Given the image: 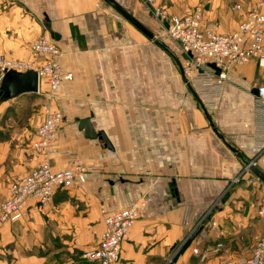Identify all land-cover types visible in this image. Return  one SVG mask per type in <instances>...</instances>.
<instances>
[{
	"label": "crops",
	"instance_id": "0c3cea01",
	"mask_svg": "<svg viewBox=\"0 0 264 264\" xmlns=\"http://www.w3.org/2000/svg\"><path fill=\"white\" fill-rule=\"evenodd\" d=\"M252 3L155 0L153 7L176 15L198 8L205 28L231 33ZM47 18L72 74L52 100L64 116L53 165L78 157L98 169L84 189L59 190L47 208L29 199L26 215L0 228V264H96L84 254L105 231L103 211L141 199L147 207L122 247L127 264H222L248 255L264 233V183L248 168L264 172L257 61L234 66L222 83H188L186 55L142 0H0V54L34 59L33 42L50 37ZM47 90L43 83L40 93L0 102V207L10 183L41 159L33 141ZM84 119L111 147L85 136Z\"/></svg>",
	"mask_w": 264,
	"mask_h": 264
},
{
	"label": "built area",
	"instance_id": "2783aa9c",
	"mask_svg": "<svg viewBox=\"0 0 264 264\" xmlns=\"http://www.w3.org/2000/svg\"><path fill=\"white\" fill-rule=\"evenodd\" d=\"M163 24L168 36L178 43L186 58L181 66L186 81L201 82L217 80L222 83L234 66L256 60L263 70L261 83L257 86L258 102L264 112V0H253L252 6L244 12V19L236 31L219 33L214 28L203 26L202 10L195 9L184 15L172 14L164 7H153L155 0H142ZM235 10L242 11L237 4ZM244 11V10H243ZM34 59L15 60L0 54V78L5 72L36 70L40 86L45 83L47 102L43 105L44 120L38 127L33 149L41 159L28 174L10 183V198L1 204L0 228L8 222H17L26 215L27 202L34 199L38 206L47 208L59 190L84 189L96 173V166L90 161L73 157L65 168L57 169L53 157L57 154L59 130L63 113L53 105L55 92L63 81L72 74L61 64L63 52L57 42L49 36H41L31 46ZM38 59L43 60L37 64ZM214 64L217 70L209 67ZM40 86L39 92L40 93ZM147 207L145 199L133 202L126 208L104 210L105 231L99 244L84 254V258L96 264H127L122 259V247L142 210ZM264 218V200L259 209ZM195 250V252H197ZM222 264H264V233L256 240L248 255L226 259Z\"/></svg>",
	"mask_w": 264,
	"mask_h": 264
},
{
	"label": "water",
	"instance_id": "95a60500",
	"mask_svg": "<svg viewBox=\"0 0 264 264\" xmlns=\"http://www.w3.org/2000/svg\"><path fill=\"white\" fill-rule=\"evenodd\" d=\"M117 8L121 12V14L125 16L128 20H130L139 30H141V32H143L151 39L154 38V35L139 21H137L132 15H130L128 12H126L120 7ZM44 26L52 39L59 40V35L52 30L48 18L46 19V23L44 24ZM209 67L219 72V69H217L214 64H209ZM39 86V74L36 70H29L27 72L9 70L5 72L2 77V83L0 88V102L2 103L8 101L26 93H38ZM255 92L258 93V89H255ZM81 129L84 130L85 136L87 138L96 139L101 137L106 141L108 146L111 147L109 139L103 133H95L89 119H84L81 121ZM248 168L257 178H259L264 183V172L260 168H258L253 163L248 164Z\"/></svg>",
	"mask_w": 264,
	"mask_h": 264
},
{
	"label": "rangeland",
	"instance_id": "374dc122",
	"mask_svg": "<svg viewBox=\"0 0 264 264\" xmlns=\"http://www.w3.org/2000/svg\"><path fill=\"white\" fill-rule=\"evenodd\" d=\"M162 29H163V28H162ZM163 32L166 33L164 29H163Z\"/></svg>",
	"mask_w": 264,
	"mask_h": 264
}]
</instances>
